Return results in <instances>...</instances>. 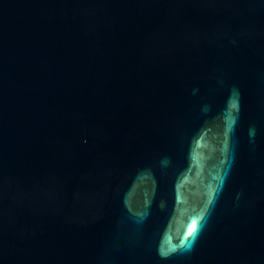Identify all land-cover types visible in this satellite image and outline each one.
Masks as SVG:
<instances>
[{
    "label": "water",
    "instance_id": "95a60500",
    "mask_svg": "<svg viewBox=\"0 0 264 264\" xmlns=\"http://www.w3.org/2000/svg\"><path fill=\"white\" fill-rule=\"evenodd\" d=\"M0 264H264V0H0Z\"/></svg>",
    "mask_w": 264,
    "mask_h": 264
}]
</instances>
